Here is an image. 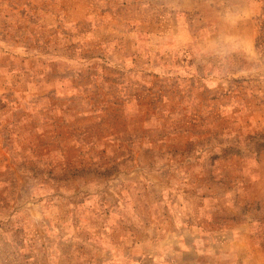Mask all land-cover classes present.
<instances>
[{"label": "rangeland", "instance_id": "obj_1", "mask_svg": "<svg viewBox=\"0 0 264 264\" xmlns=\"http://www.w3.org/2000/svg\"><path fill=\"white\" fill-rule=\"evenodd\" d=\"M0 264H264V0H0Z\"/></svg>", "mask_w": 264, "mask_h": 264}]
</instances>
